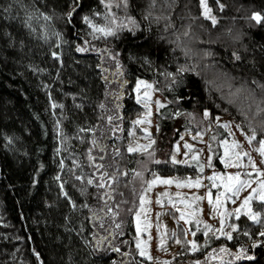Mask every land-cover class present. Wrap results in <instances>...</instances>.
I'll return each instance as SVG.
<instances>
[{"label":"trees","instance_id":"1","mask_svg":"<svg viewBox=\"0 0 264 264\" xmlns=\"http://www.w3.org/2000/svg\"><path fill=\"white\" fill-rule=\"evenodd\" d=\"M219 2L226 7L207 0L218 17L213 25L203 16L200 0H129L127 10L123 0H113L107 19L103 0H76L71 18L66 13L73 0H0V264H112L113 259L151 264L133 248L131 216L122 217L123 234L114 240L97 227L95 210L99 199L111 197L109 181L101 183L97 172L119 173L121 192L137 164L122 136L142 112L132 92L138 78L152 81L168 100L156 114L151 148L156 161L150 169L158 174L204 171L198 159L188 165L169 157L180 132L203 117L205 108L207 120L227 116L248 131L254 127L256 139L264 136V21L252 16H264V0ZM96 11L102 15L95 16ZM85 13L98 23H110L113 13L118 22L130 15L139 27H124L115 37L93 35ZM107 57L115 66L111 71L104 64ZM166 72L175 73L178 82ZM177 109L179 116L173 115ZM226 135L219 125L210 133L216 166L218 143ZM93 148L104 154L103 161L95 155L91 162ZM104 156L108 166L99 169ZM89 176L94 183H87ZM235 223L241 230L233 232L232 240L210 235L205 243L203 229H197L196 252L188 251V239L180 232L178 256L167 264H211L207 253L220 245L229 253L244 245L249 253L239 259L228 253L220 264H264V243L252 247L253 240H264L257 235L264 223L245 216ZM245 227L251 236L244 234ZM101 237L103 247L95 249ZM112 241L119 250L105 251L117 248Z\"/></svg>","mask_w":264,"mask_h":264},{"label":"rangeland","instance_id":"2","mask_svg":"<svg viewBox=\"0 0 264 264\" xmlns=\"http://www.w3.org/2000/svg\"><path fill=\"white\" fill-rule=\"evenodd\" d=\"M201 6V4H200ZM202 9V7H201ZM203 12V9H202ZM112 58L107 57L106 61H104L105 67L107 71H111L115 69V66L112 65ZM146 80V79H142ZM148 81L152 87L150 89L141 86L140 95L143 97L144 91L150 92V104H151V116L147 119H144L145 112L148 109L145 108L144 104L141 103L140 100H137V91H136V83L137 79L133 85V98L134 102L141 106L142 112L136 118L133 119L131 126L128 128L127 133L122 136L125 140L126 150L128 153L133 154L137 158V164L134 168L133 174L131 176V180L129 185L125 188V190H118L119 183L117 180L120 178L119 173H112L110 176H114V179L109 180V175H104L103 182L109 181V189L111 191V197L109 198L106 196L105 201L99 199L95 210H97L98 220L97 227H102V232L110 236L111 238L114 237L116 240L123 230V220L122 217L125 215H129L132 218L134 230H135V240L133 248L140 255V250L137 248L136 241L137 237L139 236L142 240L148 242L147 250L150 252L152 259H149L147 256H142L148 260H150L151 264H164L165 261L169 262L176 256H178V250H180V232L183 231L184 235L188 240L193 239V233L197 232V229H203L204 233V226L203 224L197 228L195 219L186 220L180 218V209H186L187 212H192L194 208L202 209V211H198L195 213V218H198L202 221L206 220L208 223L213 225L214 229H218L220 227V216L214 213L213 205L209 204L207 193L211 188L212 199L215 201L216 194L218 191H223L222 185L219 187H214L213 182L208 179L212 175L214 171L217 172H235V171H242V174L248 175L250 174L252 177L256 179L260 178L259 172L251 171V166L249 165L247 156L242 157L243 165H247V167L237 165H228L225 166L223 161L220 159L221 156L224 155V145L221 143L223 140H227L231 142L233 139L239 140L241 142L240 147L238 148L239 151H246L251 154L253 159L256 161L258 168L264 169V157L256 150L259 144V140L255 139L252 143H249L246 139L244 133L251 134V131L244 129L243 132L239 128L236 127L239 123L232 118L227 116H215L212 120H207L205 116L200 117L198 119H194L192 127L188 126L183 129L178 139L173 143L170 157L169 159L173 163H180V164H188L190 165L192 161L198 159L203 164L204 171L199 175H162L158 174L150 169L152 162H155L156 159L154 153H152V145L146 147L143 151H140L138 148L135 152H129L128 146L132 144L133 147H136L137 144L140 145H148L150 141H154V134L157 130V120L156 114L159 109L164 106L168 100L165 96H163L156 88L152 81ZM111 88V87H110ZM107 94L113 95L111 91H108ZM108 96V95H107ZM109 97V96H108ZM110 99V98H109ZM119 100V99H118ZM159 100L161 102V106H157L156 101ZM116 101H114L115 103ZM105 105H108L105 103ZM109 106V105H108ZM106 107V106H105ZM217 117H219L220 123H217ZM138 118H140L139 123H133ZM151 121V123L148 122ZM230 121V128H225L223 122ZM221 126L224 130H226L227 135L226 137L219 140V149L220 153L217 156V160L219 162V166H216L215 162V154L211 144L210 133L214 131L215 126ZM240 125V124H239ZM193 127H196L195 129ZM148 128L149 132L145 133L144 129ZM232 131L233 135H229V131ZM187 145H191L192 147H188ZM114 155L117 154V151H113ZM187 153V155H185ZM197 153L199 154L197 156ZM110 154V153H109ZM97 157H101L100 161H103L102 153H96L95 148L91 149V156L92 160L96 159ZM108 155V154H107ZM113 155V156H114ZM175 156V160L172 157ZM209 157H211V162H209ZM107 156H104V162L102 165L104 167L108 166L105 164ZM187 160L188 163H182L181 161ZM98 162V161H97ZM96 166V165H95ZM116 167H114L115 169ZM99 169H102L99 167ZM98 169V170H99ZM97 170V171H98ZM104 169L101 170L103 172ZM100 173L97 172V174ZM156 176L159 177H171L173 179H180L185 180L188 177H191L193 180L196 179L197 176L203 177L200 181V187H196L193 185L189 187L187 184H182L178 186L176 183H156L149 187L148 182L152 181ZM256 179H253L252 185L248 188H245L241 193L236 196L233 195L232 199L226 200L224 202L221 211L227 209L228 211H232L233 209L240 206L243 202L244 196H246L253 187H256ZM167 191L168 195L160 197V194ZM182 193V196H177L176 193ZM109 193V192H108ZM191 194H197L203 197L202 200L196 201L195 204L185 205L182 203V200H191L193 199ZM145 196L146 200L144 202V210H141V196ZM160 197L163 200V203H158L157 198ZM169 197L172 200L176 201L175 204L169 203ZM109 198V199H108ZM103 201V202H102ZM252 208L254 211L261 213L259 208H262L264 212V202H260L259 200L253 199L252 201ZM140 212V224H141V231L137 232V216L136 213ZM115 213V215H113ZM247 217V213L242 212L241 217ZM248 218V217H247ZM121 219V220H120ZM237 217L233 214L230 217H225V230L226 231H235L230 229V223H235ZM250 220V219H249ZM145 225H148L147 230H143ZM193 227V229H192ZM187 229V232L185 230ZM100 231V232H101ZM119 234H118V233ZM175 232V235L173 234ZM161 233H164V240L165 244L163 246L160 245ZM214 237H224L225 236H217L212 234ZM180 242H177V241ZM113 247L118 246L114 241H112ZM119 247V246H118ZM191 247V245H190ZM217 250V254H219V249ZM234 254V253H229ZM228 253L220 263L226 260L230 255ZM208 259H206L207 261ZM211 264L215 263L216 261L210 260Z\"/></svg>","mask_w":264,"mask_h":264},{"label":"snow or ice","instance_id":"3","mask_svg":"<svg viewBox=\"0 0 264 264\" xmlns=\"http://www.w3.org/2000/svg\"><path fill=\"white\" fill-rule=\"evenodd\" d=\"M113 0H103L104 6H105V13L103 14L105 16V18H108V13L111 12V5H112ZM153 2H155V0H153ZM74 3V7L73 9L69 10L66 15L67 17L71 18L74 14V11L76 10V8L79 6L76 4V0H73ZM123 4L125 7V10L128 9L129 7V0H123ZM200 4L201 7L203 9V16L207 17L208 19L211 20L212 24L215 25L218 23V17L212 14V8L208 5L207 0H200ZM218 4L219 7L221 9H224L226 7L225 4L220 3L218 0ZM27 15H31V13H27ZM44 18L46 20H51L52 17L48 15V13H43ZM94 15L99 17L102 14L98 11L94 12ZM252 16L256 19L257 22H261L264 21V16L261 15L260 12H253ZM83 20L89 24L91 26V28L93 29L92 34L93 35H101L103 37H107V36H117L119 35V33L121 32V30L124 27H129L132 29H135L137 27H139V25L136 23L135 17L133 16H126L125 20L123 22H118L116 15L113 13L111 15L110 18V23H98L96 20H94L92 18V14L89 13H85L83 15ZM57 36L61 35L60 33H56ZM238 38V37H236ZM78 51H85V49L83 47L78 46ZM53 56H59L60 54L57 52H53L52 53ZM233 55L236 56L237 59H239V54L236 52H233ZM145 59H147V57H145ZM150 62V61H149ZM118 67H119V63H118ZM180 72L184 71V68H180L179 69ZM166 75H170L173 77V81L174 82H178L177 78H176V74L175 73H165ZM141 86H144L145 88L150 89L152 87V85L146 81V80H142V79H137V83H136V91H137V100H140L141 103L144 104L145 108L148 109L147 112H145L144 114V119H147L148 117L151 116V104H150V92L148 91H144L143 93V97H141L140 95V89ZM173 85L170 84L169 87H172ZM182 97L177 96L176 100L179 101L181 100ZM157 106H161V102L159 100L156 101ZM103 106V105H101ZM187 111V110H185ZM257 111L259 112L260 109H257ZM173 115L179 116L181 115V112L179 109H177ZM188 115L190 116H194V113H188ZM203 115L205 117H207L209 115V109L205 108ZM109 120H111V117H109ZM140 118H138L136 121H134L133 123H139ZM149 123H151L150 120H148ZM217 123H220L219 117H217L216 120ZM224 127L225 128H230V121H224L223 122ZM237 128H239L241 130V132H243V128L241 125H236ZM94 131V129H93ZM144 132L147 133L149 132L148 128L144 129ZM229 135H233L232 131L230 130ZM246 139L248 140L249 143H252L256 138H257V132L256 129L253 127L251 134L249 135L248 133H244ZM215 138V137H214ZM9 139H11V137H9ZM93 143H95V141H93ZM152 143H154V141H150L148 145H140L137 144L136 147H133L132 144H129L128 146V151L129 152H135L137 150V148L140 151H143L146 147H149ZM221 143L224 145V155L220 157V159L223 161L225 166L228 165H237L238 167L243 166V167H247V165H243V161H242V157L247 156L249 165L251 166V171L253 172H259L260 173V178L256 179L255 177H252L250 174L248 175H244L242 174V171H235V172H217L214 171L212 173V175L210 177H208L209 180H211L213 182V186L214 187H219L222 185L223 187V191H218L216 194V198L215 201H213L212 199V193H211V188L209 189V192L207 193L208 196V201L209 204L213 205V209H214V213L218 214L220 216V227L218 229H214L213 225H211L210 223H208V221L204 220H200L198 218H195V213L198 211H202V209H196L194 208L192 210V212H187L186 209H180V218L182 219H186V220H192L195 219V223L197 228L200 227L201 224H203L204 226V235L206 237L205 243H209L210 239H207L210 237V235L214 234L217 236H225L227 237L229 240L233 239V231L229 230L226 231L225 230V217H230L233 214L237 217V220L240 219L242 212L247 213V217L248 219H250L251 221L257 223V224H261L264 223V220H261V213L256 212L253 210L252 208V201L253 199L259 200L260 202H264V169H260L258 168L256 161L253 159V157L251 156V154L249 152L246 151H239L238 148L241 145V142L239 140L233 139L231 142L227 141V140H223L221 141ZM188 147H192L191 145H187ZM262 157H264V136H260L259 137V144L258 147L256 149ZM118 151V150H117ZM187 155V153L185 154ZM199 154L197 153V156ZM89 159L92 160V156H91V149H89ZM173 160H175V156L172 157ZM209 162H211V157L208 158ZM182 163H188L187 160L185 161H181ZM93 163H95V161H93ZM98 167H103V165H98ZM201 170H203V166L201 165ZM135 171V170H134ZM98 175H100L101 177V183H103V177H104V173H98ZM79 179H84L83 176H80ZM109 180L114 179V176H109L108 177ZM203 179V177L197 176L195 180H193L191 177L186 178L185 180H180V179H173L171 177H159L156 176L152 181L148 182L149 187H151L152 185L156 184V183H176L178 186L182 185V184H187L189 187H192L193 185H195L196 187H200V181ZM253 179H256V187H253L251 189V191L244 196L243 198V202L240 204L239 207L233 209L232 211H228L227 209H224L223 211H221V208L224 205V202L226 200H230L232 199L233 195L238 196L241 191H243L245 188H248L252 185ZM35 182V181H34ZM87 183L88 184H92L94 183L93 178L91 176L88 177L87 179ZM61 187H63V184H61ZM65 196L68 195L67 192L64 193ZM165 195H168L167 191L163 192L160 194V197H163ZM177 196H182V193H176ZM193 199L191 200H182L181 202L184 203L185 205H190V204H195L196 201L202 200L203 197L197 195V194H191ZM160 197L157 198V202L158 203H163V200L160 199ZM106 198V197H105ZM69 199H71V197H69ZM141 210H144V202L146 200L145 196H141ZM169 203L175 204L176 201L172 200L171 197H169ZM75 207V204L73 205ZM87 206V205H84ZM113 215H115V213H113ZM137 216V232L139 233L142 229H141V224H140V212L138 211L136 213ZM230 229L232 230H236V231H240L241 230V225L239 223H230ZM148 225H145L143 230H147ZM244 234L251 236V230L248 229L247 227H245L243 229ZM185 232H187V229L185 230ZM175 235V232L173 233ZM193 235H195V233H193ZM257 235L264 237V229H262L259 233H257ZM164 233H161V239H160V245L163 246L165 244V240L163 238ZM103 239V237H101L100 240L97 241V243L94 245L95 249H101L103 246L101 244V240ZM177 242H180L179 240ZM187 244L191 245V247L188 249V251L190 252H196L198 250V248L200 247L198 241L196 239H192V240H188L186 241ZM264 243V240L262 239H255L252 242V247L255 248L256 245H260ZM136 245L137 248L140 250V255L142 256H147L149 259H152L153 257L151 256L150 252L147 250L148 248V242L145 240H142L139 236L137 237V241H136ZM239 251L234 253V257L236 259H239L241 256H247L249 255V253L246 251V248L244 245H239ZM105 251H118L119 248L117 246V248L113 249L111 247L105 248ZM231 252V249H229L226 245H220L219 247V254H217V250L216 249H212L210 252L207 253L208 258H210L211 260H214L217 262V264H220V261L224 258V255H226L227 253ZM112 264H116L115 259H113ZM165 264H167V261H165ZM194 264H202L201 260H196L194 261Z\"/></svg>","mask_w":264,"mask_h":264}]
</instances>
